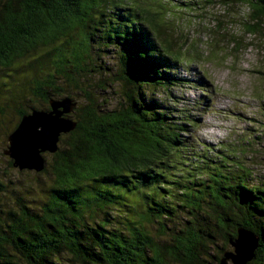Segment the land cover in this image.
Instances as JSON below:
<instances>
[{
    "label": "trees",
    "instance_id": "1",
    "mask_svg": "<svg viewBox=\"0 0 264 264\" xmlns=\"http://www.w3.org/2000/svg\"><path fill=\"white\" fill-rule=\"evenodd\" d=\"M193 1L0 0L7 146L31 111L83 100L69 116L76 129L36 172L39 194L0 209V264H221L240 228L259 238L248 264H264V178L243 163L244 148L192 144L184 135L197 121L174 119L157 97L186 84V50L164 32L170 16L178 26V14L211 3ZM233 1L249 11L245 32L261 33L264 0ZM109 83L121 87L112 110L97 95Z\"/></svg>",
    "mask_w": 264,
    "mask_h": 264
},
{
    "label": "rangeland",
    "instance_id": "2",
    "mask_svg": "<svg viewBox=\"0 0 264 264\" xmlns=\"http://www.w3.org/2000/svg\"><path fill=\"white\" fill-rule=\"evenodd\" d=\"M200 1L193 2L202 5ZM234 2L211 0L207 7H198L191 13H175L180 19L178 26L175 17L170 16L172 24L164 33L169 35L171 31L176 44L186 50L182 54L190 62L182 65L177 74L187 81L174 88L169 98L159 93L157 97L175 108L174 119L185 113L197 121L196 127L189 128L184 135L192 144L199 149L202 145L216 150L226 145L237 150L244 148L243 163L257 178H264V27L261 33L247 34L245 22L249 11ZM181 18H185L184 22ZM100 58L99 64L106 62L116 72V59L103 53ZM96 77L98 81L107 76ZM102 89L97 94L101 104L105 100L109 110L118 107L121 87L109 83ZM73 99L83 102L81 97ZM6 147L7 141L0 136V183L4 186L0 191V209L13 204L15 194H39L37 173L9 165L10 159L3 153ZM46 159L49 160V154Z\"/></svg>",
    "mask_w": 264,
    "mask_h": 264
},
{
    "label": "water",
    "instance_id": "3",
    "mask_svg": "<svg viewBox=\"0 0 264 264\" xmlns=\"http://www.w3.org/2000/svg\"><path fill=\"white\" fill-rule=\"evenodd\" d=\"M77 101L70 97L52 99L49 110H33L22 117L8 137L4 154L20 171L40 173L46 165V155L55 154L63 135L74 131L77 123L69 116L77 108ZM259 238L253 232L240 228L231 241L232 250L226 251L221 264H248L255 256Z\"/></svg>",
    "mask_w": 264,
    "mask_h": 264
},
{
    "label": "bare ground",
    "instance_id": "4",
    "mask_svg": "<svg viewBox=\"0 0 264 264\" xmlns=\"http://www.w3.org/2000/svg\"><path fill=\"white\" fill-rule=\"evenodd\" d=\"M191 20V19H190ZM203 20V19H202ZM179 29V28H178ZM223 37V36H222ZM183 40V39H182Z\"/></svg>",
    "mask_w": 264,
    "mask_h": 264
}]
</instances>
